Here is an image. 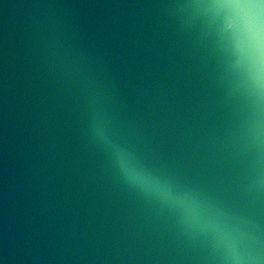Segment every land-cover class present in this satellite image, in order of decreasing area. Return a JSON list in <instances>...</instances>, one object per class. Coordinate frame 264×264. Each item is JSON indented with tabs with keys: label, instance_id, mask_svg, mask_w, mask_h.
I'll list each match as a JSON object with an SVG mask.
<instances>
[{
	"label": "water",
	"instance_id": "obj_1",
	"mask_svg": "<svg viewBox=\"0 0 264 264\" xmlns=\"http://www.w3.org/2000/svg\"><path fill=\"white\" fill-rule=\"evenodd\" d=\"M0 264H264V0H0Z\"/></svg>",
	"mask_w": 264,
	"mask_h": 264
},
{
	"label": "clouds",
	"instance_id": "obj_2",
	"mask_svg": "<svg viewBox=\"0 0 264 264\" xmlns=\"http://www.w3.org/2000/svg\"><path fill=\"white\" fill-rule=\"evenodd\" d=\"M120 163H121L122 166H125V165H124V161H123L122 158H121V160H120Z\"/></svg>",
	"mask_w": 264,
	"mask_h": 264
}]
</instances>
